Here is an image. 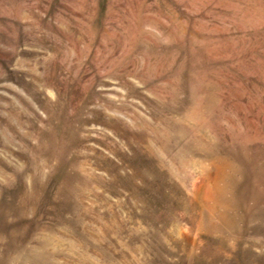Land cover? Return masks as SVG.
<instances>
[{
    "label": "rangeland",
    "instance_id": "rangeland-1",
    "mask_svg": "<svg viewBox=\"0 0 264 264\" xmlns=\"http://www.w3.org/2000/svg\"><path fill=\"white\" fill-rule=\"evenodd\" d=\"M0 264H264V0H0Z\"/></svg>",
    "mask_w": 264,
    "mask_h": 264
}]
</instances>
